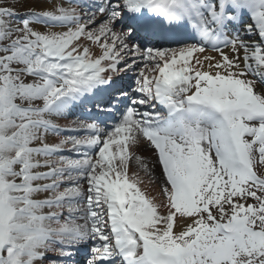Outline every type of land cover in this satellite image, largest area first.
Segmentation results:
<instances>
[{
	"label": "snow or ice",
	"instance_id": "obj_1",
	"mask_svg": "<svg viewBox=\"0 0 264 264\" xmlns=\"http://www.w3.org/2000/svg\"><path fill=\"white\" fill-rule=\"evenodd\" d=\"M17 3L0 264H264V0Z\"/></svg>",
	"mask_w": 264,
	"mask_h": 264
},
{
	"label": "bare ground",
	"instance_id": "obj_2",
	"mask_svg": "<svg viewBox=\"0 0 264 264\" xmlns=\"http://www.w3.org/2000/svg\"><path fill=\"white\" fill-rule=\"evenodd\" d=\"M10 2H11V4L14 5V0H10ZM51 139H52V140H57L58 138H55V137L53 136ZM141 151H143V149H142ZM158 174H159V170H157V175H158ZM146 182H147V180H146ZM148 190H149L153 195H157V194H158V190H157L156 187L153 186V185H152V187H151V185H148Z\"/></svg>",
	"mask_w": 264,
	"mask_h": 264
},
{
	"label": "rangeland",
	"instance_id": "obj_3",
	"mask_svg": "<svg viewBox=\"0 0 264 264\" xmlns=\"http://www.w3.org/2000/svg\"><path fill=\"white\" fill-rule=\"evenodd\" d=\"M16 2H15V5H16V8H17V11L18 12H23V11H25V9L23 8V7H21L18 3H17V0H15ZM159 175V174H158ZM151 187H152V185H151Z\"/></svg>",
	"mask_w": 264,
	"mask_h": 264
}]
</instances>
